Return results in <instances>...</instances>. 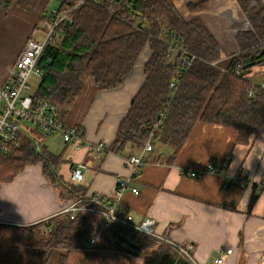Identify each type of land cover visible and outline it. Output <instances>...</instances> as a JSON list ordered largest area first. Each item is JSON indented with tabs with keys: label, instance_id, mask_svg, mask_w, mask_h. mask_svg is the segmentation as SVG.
I'll use <instances>...</instances> for the list:
<instances>
[{
	"label": "crops",
	"instance_id": "obj_1",
	"mask_svg": "<svg viewBox=\"0 0 264 264\" xmlns=\"http://www.w3.org/2000/svg\"><path fill=\"white\" fill-rule=\"evenodd\" d=\"M170 1L183 20L197 19L204 25L217 41L223 57L239 53L235 36L239 31L248 30L249 25L238 0ZM198 4H202V10L188 11V5ZM56 6L52 0H39L32 11L17 5L9 11L0 9V86L10 81L14 73L13 64L25 42L29 38H41V18ZM35 34L40 36L37 38ZM150 54L148 45H145L125 82L114 89L99 90L88 75L81 76V91L64 120L67 125L79 128L86 143L111 145L133 97L144 84V65ZM263 80L264 72L251 78L253 84ZM35 130L31 129L29 134L21 137V146L29 144L30 149L39 155L47 152L57 156L64 148L66 151L56 166L48 164L44 168L42 163L27 165L11 182L0 183V225L46 230L56 226L63 218L61 210L72 202L68 196L60 195V189L69 184L71 169L83 163L86 168L82 172L81 183L76 186L83 197L100 194L109 200H117L136 223L152 219L157 234L193 245L198 263L213 264L217 250L230 249L233 253L224 259L223 264H264V190L255 192L254 196L252 190L257 182H264V134L250 138L248 145H235V129L197 123L173 165L166 162L171 150L156 144L152 153L145 154L147 164L133 173L126 164L128 156L132 155L129 151L124 155L108 153L96 156L84 145L77 150L65 144L60 152L53 147L49 149L45 144L38 149L31 141ZM132 153L136 155L140 151ZM225 160L228 168L220 176L204 175L192 180L180 174V169L200 170L210 161L220 165ZM244 170L248 172V183L235 210L223 208L220 206L223 186L229 178ZM119 178H126L138 194L130 191L119 193ZM252 197H255L254 202ZM81 217L87 220L93 231L98 223L95 216L82 213ZM121 232L112 225L106 235L89 248L92 251L87 248L74 250L71 258L82 252H104L129 264L110 244L118 236L127 237L124 231ZM142 241L146 246L138 250L141 258L130 257L132 264H142L144 259L154 260L153 264L180 263L171 250L160 248L148 239Z\"/></svg>",
	"mask_w": 264,
	"mask_h": 264
},
{
	"label": "trees",
	"instance_id": "obj_2",
	"mask_svg": "<svg viewBox=\"0 0 264 264\" xmlns=\"http://www.w3.org/2000/svg\"><path fill=\"white\" fill-rule=\"evenodd\" d=\"M38 1L0 0V9L9 11L17 5L32 11ZM238 2L249 29L235 36L239 53L222 60L217 41L204 25L197 19L183 20L170 0H98L97 3L89 0L72 16V24L62 37L55 44L45 46L38 57L36 67L42 75L37 78L33 99L53 105L56 118L64 120L81 91L82 75H88L99 90L117 88L125 82L148 45L151 54L144 65V84L119 123L108 153L124 155L129 151L133 155L132 152L140 151L148 138L149 125L168 101V116L156 143L171 150L166 159L168 165L174 164L197 123L235 129L234 144L248 145L250 138L264 134V90H256L254 97L247 94L252 88L251 78L264 72V0ZM187 9L194 13L203 8L198 4L188 5ZM160 28L177 34L198 57L181 77L171 100L169 82L175 78V69L168 63L163 44L148 38L149 34L155 36ZM219 60L222 61L211 66ZM65 151L66 148L57 156L47 152L39 155L29 144L20 146L15 152L0 156V183L11 182L27 165L56 166ZM241 184V179L229 181L221 190L220 206L235 210L245 188ZM252 190L254 196L256 185ZM62 194L71 200L76 199L74 196L83 197L70 183L62 186ZM32 229L0 225V264H30L22 258L24 247L29 246L26 241L33 235ZM91 233L83 217L70 220L63 216L34 246L39 251H48L43 252L46 260L42 264H53L56 259V264H66L72 251L85 248L84 242ZM132 241L137 244V250L146 246L144 241L139 244ZM146 262L153 264L154 260L146 259Z\"/></svg>",
	"mask_w": 264,
	"mask_h": 264
},
{
	"label": "built area",
	"instance_id": "obj_3",
	"mask_svg": "<svg viewBox=\"0 0 264 264\" xmlns=\"http://www.w3.org/2000/svg\"><path fill=\"white\" fill-rule=\"evenodd\" d=\"M57 6L45 12L40 21L42 37L29 38L14 64V73L10 81L0 86V156H7L18 150L21 146V137L29 134L31 129H37L47 136L58 135L63 143L71 145L75 149L86 146L88 151L96 156H104L108 153V147L104 143L90 145L83 140V136L77 126L67 125L65 120L56 118L55 107L45 101H34L30 79L40 78L41 72L36 67L38 57L47 45L55 44L60 39L65 29L72 24V16L77 13L89 0H52ZM97 3L98 0H91ZM116 1V0H114ZM149 39H155L163 44L168 63L175 69V78L169 82L170 99L178 89L180 79L198 59L191 53L185 42L175 33L160 28L155 36L149 34ZM226 59L225 57L222 60ZM211 63L216 66L220 61ZM264 70V69H263ZM256 90H264V80L258 84H252L248 91L249 97H254ZM170 101L155 116L149 125L148 138L139 154L127 158V167L137 173L141 167L147 164L145 154L152 153L157 143V137L162 130L168 116ZM31 128V129H29ZM83 163L77 164L70 171L69 183L78 186L82 180V172L85 169ZM228 168L225 160L220 165L208 162L200 170L180 169L184 178L197 180L204 175L220 176ZM241 179V187L248 183V172L242 171L229 178L223 186L225 189L230 180ZM256 192L264 190V182L256 184ZM117 191L122 193L130 191L134 195L138 191L133 188L126 178L117 180ZM82 213H89L97 219V226L92 231L88 244L93 247L105 235L112 225H116L127 234V238L141 242L144 239L152 241L160 248H166L174 252L181 264H200L194 257V246L191 244L178 243L168 236L159 235L155 232L152 219H144L134 222L133 217L127 213L117 200H109L100 194H91L72 200L70 205L64 207L60 215L68 216L73 220ZM10 226V225H9ZM158 247V248H159ZM233 253L232 250L219 249L213 259V264H223L224 259Z\"/></svg>",
	"mask_w": 264,
	"mask_h": 264
},
{
	"label": "rangeland",
	"instance_id": "obj_4",
	"mask_svg": "<svg viewBox=\"0 0 264 264\" xmlns=\"http://www.w3.org/2000/svg\"><path fill=\"white\" fill-rule=\"evenodd\" d=\"M35 36L38 38L40 35L35 34ZM38 82L39 80L36 77H32L30 79L32 90H35V88L38 85ZM31 141H32V145H36L38 149H40L41 144L42 145L45 144L49 149H52L51 147L55 148L56 152H60L62 148H64V145H65V143L62 142L60 136L58 135L47 136L45 133L41 132L40 130L33 131V133L31 134ZM35 154H39V152H35ZM31 228H34L32 229L33 235L30 238H28V240L26 241V243L29 246L24 247L25 255L23 256L22 259L24 260V262L29 261L30 264H41L45 260V257L42 254L43 251L36 250L39 248L35 247L34 245L41 238H43V234H45L47 230L46 228H41V227L40 228L24 227L23 229L31 230ZM62 253H65V252H62ZM74 253L75 252L72 251L71 255L67 257L66 264H125L123 260H119L117 259L115 255L111 256L109 253L82 252L80 253V255H75L76 257L71 258L72 254ZM57 255H56V258H57ZM56 262H57V259L56 261L53 262V264H56ZM142 264H148V263L144 259Z\"/></svg>",
	"mask_w": 264,
	"mask_h": 264
},
{
	"label": "water",
	"instance_id": "obj_5",
	"mask_svg": "<svg viewBox=\"0 0 264 264\" xmlns=\"http://www.w3.org/2000/svg\"><path fill=\"white\" fill-rule=\"evenodd\" d=\"M110 244L117 252L128 260L129 264H132L130 257L141 258V253L137 250V245L127 237L118 236L117 240ZM85 248L89 249L90 245L86 243Z\"/></svg>",
	"mask_w": 264,
	"mask_h": 264
}]
</instances>
